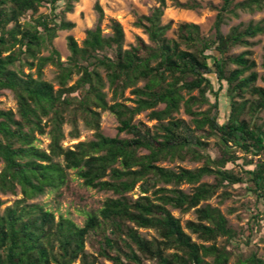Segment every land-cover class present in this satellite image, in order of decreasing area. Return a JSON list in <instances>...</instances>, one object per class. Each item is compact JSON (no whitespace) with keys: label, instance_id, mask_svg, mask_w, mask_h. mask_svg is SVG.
<instances>
[{"label":"trees","instance_id":"trees-1","mask_svg":"<svg viewBox=\"0 0 264 264\" xmlns=\"http://www.w3.org/2000/svg\"><path fill=\"white\" fill-rule=\"evenodd\" d=\"M60 2L64 7L58 13ZM77 2L0 0V91L13 92L17 102L16 112L0 110V193L21 195L0 213V264H96L99 257L113 264H229L231 252L217 242L235 240L236 231L219 208L202 203L220 188L241 183L252 184L264 198V126L251 121L264 112V88L257 85L264 76L256 71L250 51L230 54L263 35L264 20L232 27L227 34L222 28L239 12H263L264 0H222L220 8L210 3L217 11L212 36L184 23L176 39L167 36L172 24H163L167 3L159 0L134 22L148 41L138 37L128 48L118 21L111 20V35L103 33L104 12L96 4L97 25L86 31L82 45L67 38L70 56L63 61L54 40L59 31L75 27L65 14ZM173 3L186 10L204 8L198 0ZM43 7L50 13L22 22ZM47 65L57 70L56 84L43 79ZM212 76L229 99L223 122L218 92L213 104L207 96L214 89ZM128 90L136 97L133 106L122 101ZM206 104L208 110H195ZM182 108L191 122L176 116ZM106 111L119 123L115 137L102 132ZM148 111L150 120L157 121L154 129L135 122ZM79 118L94 131V139L65 148L64 125L69 123L70 137L78 139ZM45 134L47 150L36 144ZM212 136L217 138L216 158L206 153L205 139ZM238 152L252 156L244 166L253 168L241 174L228 168L236 164ZM187 159L204 164L194 170L161 165ZM70 171L84 186L113 195L83 227L63 216L57 221L53 212L32 203L65 187ZM210 176L214 183H201ZM183 184L195 186L192 193L182 190ZM137 188L134 199L130 194ZM171 209L194 210L196 220L183 225ZM140 229L154 230L157 237L148 239ZM91 236L100 237L98 256L86 250ZM239 264H264V259L252 253Z\"/></svg>","mask_w":264,"mask_h":264},{"label":"rangeland","instance_id":"rangeland-1","mask_svg":"<svg viewBox=\"0 0 264 264\" xmlns=\"http://www.w3.org/2000/svg\"><path fill=\"white\" fill-rule=\"evenodd\" d=\"M159 0H78L75 4L74 11L72 13L65 14V20L75 23V27L68 31H59L57 38L54 40V46L60 53L61 59L66 61L70 56L68 49L67 38L73 36L75 40L82 45L86 31L95 27L98 23V13L95 11L96 4H99L104 12V19L101 23V28L105 35H111V20L118 21L125 32V46L126 48L135 45L137 38L141 37L146 42L147 36L144 35L141 29L135 27L134 22L138 16L148 15L153 7L158 5ZM180 2H186L187 0H179ZM204 8L199 10H186L177 8L174 6L173 0H166L167 6L162 18L163 24L171 23V30L167 36L172 39L177 38V30L181 24L189 23L196 24L200 27L202 36L210 38L213 34V26L216 20L217 11L208 7V4H213L218 8L222 5V0H198ZM243 0H235L236 3ZM60 7L56 12L60 13L64 7V3L60 2ZM49 7H43L36 15H28L22 20L31 21L33 18H37L40 14H49ZM264 20V11L255 12L253 14L247 12H239V17L230 18L227 20V24L223 26L222 30L227 34L232 27L241 26L245 27L249 22H259ZM251 46H238L234 48L230 54H241L245 51L251 52V59L257 64L256 71L261 77L264 76V34L259 35L254 39H250ZM48 50L43 52V55L47 56ZM235 68L234 66L231 67ZM26 73H29L27 67L24 68ZM35 72V70L33 71ZM57 70L51 65H47L43 70V79L49 82L55 83ZM77 77H74L70 85L74 84ZM212 82L214 85L213 92H208L207 96L210 103L213 104L216 100L215 92H218V100L221 106L220 121L223 122L227 112V106L229 99L226 96V92L219 91V85L217 80L212 76ZM144 83H140V87ZM257 85L264 88V81L260 78L257 81ZM194 96H198V91L193 93ZM111 93L109 94V100ZM136 97L131 93V90L125 92L124 101L126 104L133 106ZM210 107V104L203 105L201 107L196 106L195 110L206 111ZM162 108V106H161ZM0 110H13L17 111V102L15 100L13 92L9 90L0 91ZM178 118L184 119L187 122H191V117L186 114L184 108L176 115ZM247 120H250V116H244ZM252 123L264 126V112L259 113L253 118ZM135 122H143L148 127L154 129L157 125V121L150 120L149 111L138 115ZM78 126L80 130V137L73 139L69 133L71 131V125L69 123L64 125V132L66 139L63 142L65 148H73L76 144L83 141H91L94 139V131L85 128L84 122L81 118L78 119ZM119 123L116 117L110 112L106 111L102 113L101 128L104 135L108 137H115L118 133ZM125 134L121 137L124 138ZM126 137V136H125ZM39 141L36 143L41 149L47 150L50 144V138L48 135L39 136ZM208 142L207 154H210L212 158L218 156L217 138L209 137L205 139ZM239 159L236 164H229L228 168L235 171L236 174H241L242 169H252L253 166H244L247 158L250 160L251 155H245L242 152H238ZM203 161L196 162L190 159L185 161L176 160L174 162H164L161 165L163 167L171 169L185 168L194 170L202 167ZM244 166V167H243ZM2 164H0V171ZM215 178L213 176L205 177L201 183H214ZM195 186L189 184L181 185V189L186 193H192ZM139 195L138 188L130 194L134 199ZM111 192H101L96 189L88 188L84 186L83 181L76 176L75 171H70V177L68 184L59 191H48L45 196H41L38 199L32 201V203H39L43 205L47 210L54 213L56 220L58 221L60 216L72 220L75 224L83 227L88 219V216L92 213L98 214L102 209L103 204L107 198L112 197ZM18 199H21V195H3L0 193V213L4 212L9 206H12ZM210 204L212 207L219 208L229 221V225L236 231V239L228 241L227 238H219L217 245L225 246L230 252L231 257L229 264H239V261L246 259L252 253H256L259 258L264 259V198L258 197L254 192V188L250 183H241L233 186H225L220 188L216 194L207 202H203L202 205ZM172 214L179 218L183 225L187 221L196 220V214L194 210L189 212H181L180 210L171 209ZM140 233L148 238L152 239L157 237V233L154 230L140 229ZM193 240L199 241L196 236H192ZM100 237L91 236L86 242V250L93 256H98L97 251L99 249L98 240ZM76 264H80L77 262ZM96 264H113L111 261L99 257Z\"/></svg>","mask_w":264,"mask_h":264}]
</instances>
